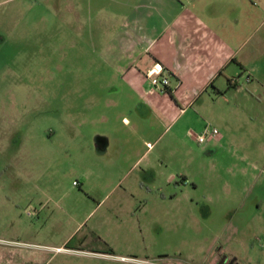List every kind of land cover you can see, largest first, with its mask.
<instances>
[{
	"label": "rangeland",
	"instance_id": "374dc122",
	"mask_svg": "<svg viewBox=\"0 0 264 264\" xmlns=\"http://www.w3.org/2000/svg\"><path fill=\"white\" fill-rule=\"evenodd\" d=\"M150 3L0 0V264H264V43L242 94L141 118L116 58Z\"/></svg>",
	"mask_w": 264,
	"mask_h": 264
},
{
	"label": "crops",
	"instance_id": "0c3cea01",
	"mask_svg": "<svg viewBox=\"0 0 264 264\" xmlns=\"http://www.w3.org/2000/svg\"><path fill=\"white\" fill-rule=\"evenodd\" d=\"M225 6L220 0H152L149 10L158 15L150 28L152 36H138L133 31L116 58L117 71L136 92L141 118L143 112L159 109V100L166 98L154 96L156 91L147 88L144 73L155 64H160L171 81L167 97L170 111L176 114L173 124L211 89L213 99L232 92L238 96L243 93L245 75L248 86L256 85L259 68L253 65L262 57L264 40L259 35L264 0H232ZM151 95L154 97L148 98ZM162 110L166 113V108ZM119 118L131 123L123 115ZM125 193L133 195L130 190Z\"/></svg>",
	"mask_w": 264,
	"mask_h": 264
},
{
	"label": "built area",
	"instance_id": "2783aa9c",
	"mask_svg": "<svg viewBox=\"0 0 264 264\" xmlns=\"http://www.w3.org/2000/svg\"><path fill=\"white\" fill-rule=\"evenodd\" d=\"M148 77L151 79L152 91H159L162 93H168V89L171 85L170 78L163 75V69L160 64H155L148 72ZM219 131L217 129L206 130L203 134L197 135L196 140L200 144H204L207 141L217 138ZM132 264H168L164 260H149L139 259L136 257L129 258Z\"/></svg>",
	"mask_w": 264,
	"mask_h": 264
},
{
	"label": "water",
	"instance_id": "95a60500",
	"mask_svg": "<svg viewBox=\"0 0 264 264\" xmlns=\"http://www.w3.org/2000/svg\"><path fill=\"white\" fill-rule=\"evenodd\" d=\"M225 262H226V258H223L221 263H225ZM231 264H234V261H232Z\"/></svg>",
	"mask_w": 264,
	"mask_h": 264
},
{
	"label": "flooded vegetation",
	"instance_id": "af4514ba",
	"mask_svg": "<svg viewBox=\"0 0 264 264\" xmlns=\"http://www.w3.org/2000/svg\"><path fill=\"white\" fill-rule=\"evenodd\" d=\"M231 262H232V261L230 260L228 264H231ZM234 264H235V263H234Z\"/></svg>",
	"mask_w": 264,
	"mask_h": 264
}]
</instances>
